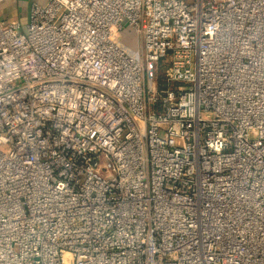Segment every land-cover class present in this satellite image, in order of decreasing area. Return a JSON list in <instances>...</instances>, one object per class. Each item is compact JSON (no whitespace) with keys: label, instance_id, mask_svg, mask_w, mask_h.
Listing matches in <instances>:
<instances>
[{"label":"built area","instance_id":"1","mask_svg":"<svg viewBox=\"0 0 264 264\" xmlns=\"http://www.w3.org/2000/svg\"><path fill=\"white\" fill-rule=\"evenodd\" d=\"M0 264H264V0L0 21Z\"/></svg>","mask_w":264,"mask_h":264},{"label":"crops","instance_id":"2","mask_svg":"<svg viewBox=\"0 0 264 264\" xmlns=\"http://www.w3.org/2000/svg\"><path fill=\"white\" fill-rule=\"evenodd\" d=\"M47 1L48 0H12L0 5V13L4 14L5 20H20L23 24H26L32 4L36 2L44 5Z\"/></svg>","mask_w":264,"mask_h":264},{"label":"rangeland","instance_id":"3","mask_svg":"<svg viewBox=\"0 0 264 264\" xmlns=\"http://www.w3.org/2000/svg\"><path fill=\"white\" fill-rule=\"evenodd\" d=\"M25 10H27V9H25ZM2 20H5L4 19V14L3 13H0V21H2ZM127 41L129 42L128 44L131 45V46H133V47H135L136 44H137L136 40L134 39V36H131V35L127 38ZM166 68H168V67H165V69ZM163 70H164V68L161 69V71H163Z\"/></svg>","mask_w":264,"mask_h":264},{"label":"trees","instance_id":"4","mask_svg":"<svg viewBox=\"0 0 264 264\" xmlns=\"http://www.w3.org/2000/svg\"><path fill=\"white\" fill-rule=\"evenodd\" d=\"M125 42H127V43H128L127 39L125 40Z\"/></svg>","mask_w":264,"mask_h":264}]
</instances>
